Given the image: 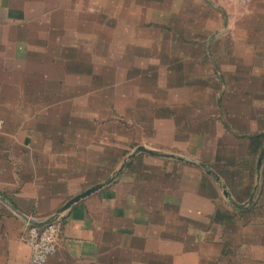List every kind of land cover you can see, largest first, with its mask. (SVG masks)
Returning <instances> with one entry per match:
<instances>
[{"label":"crops","instance_id":"0c3cea01","mask_svg":"<svg viewBox=\"0 0 264 264\" xmlns=\"http://www.w3.org/2000/svg\"><path fill=\"white\" fill-rule=\"evenodd\" d=\"M98 61L118 67L105 77ZM146 70L154 91L167 92L151 99L147 141L206 165L248 208L224 206L216 183L193 164L140 154L57 215V249L45 264H264V161L251 197L260 151L248 149L264 136V0H0V196L42 222L120 166L125 124L115 121L112 134L109 112L97 113L108 103L94 99L107 91L110 103L123 102V75ZM98 75L106 85L119 76L117 88L101 90ZM203 77L216 78L214 118L203 102L189 103L190 93L211 88ZM165 123L156 130L168 135L164 144L153 124ZM218 207L232 220H215ZM27 225L0 203V264H32Z\"/></svg>","mask_w":264,"mask_h":264},{"label":"rangeland","instance_id":"374dc122","mask_svg":"<svg viewBox=\"0 0 264 264\" xmlns=\"http://www.w3.org/2000/svg\"><path fill=\"white\" fill-rule=\"evenodd\" d=\"M233 4H237V3L233 2ZM237 5L245 6V5H241V4H237ZM89 36H93L94 37V34L93 35L89 34V35H86V36H82V37H80L81 38L80 40L85 41V40H88V39L89 40L92 39V37L90 38ZM111 37L117 39L118 38V34L117 33L114 34V35L112 34ZM96 47H97V45H96ZM114 47H115V50L111 51L112 56L118 55V53H117L118 52V46H114ZM98 62L99 63H95V71L98 72V74H102V72L105 73L106 74L105 77H107V74L111 75V71H113V73H114V70H116L117 67H118V62H116V61L115 62L111 61L110 64H107V65L104 62H101V61H98ZM146 69H149V68H146ZM109 70H110V72H109ZM143 70H145V69H143ZM127 73H128V75L123 73L124 74V75L122 74L123 77L121 76L122 77L121 81H123V82H125V80L128 79L127 82H126L127 86L123 87L124 90H127V98L126 97L123 98V100H124L123 102L120 101V100L118 101V99H117L116 105L118 107H122L121 106V104H122L125 107L127 106V107H130V108H133L132 111L128 110L125 107H123L121 110L120 109L119 110L118 109H114L113 105H115V103L112 104L113 100L110 103V99H111L110 97L111 96L109 94L111 92H107V91L103 92L102 97L99 99L97 96L100 94V92H99L100 90L96 89L98 92L97 91L95 92V96L98 99H96L94 97L95 98L94 100H95L96 104H98V103L100 105L104 104V100H105V102L108 103V105L110 107L109 108L110 110L108 108L103 110V111L101 109H99L97 113L101 114V113H104V112H109L111 120H112L111 124L113 126L112 134H113V132L114 133H118V129L116 130V128H114V126L117 125L116 122L122 121L121 123L123 125L125 124V127L122 128L121 132H123L122 135H124L127 138V141H126V154L121 156L119 158V161L122 162L123 160H125L126 156L128 154H130L138 146H142V145H145L148 148H151V149H153V150H155L156 152H159V153H166V154H168V153L174 154L175 153V154H178V152L169 150L168 148H165V147H162V145H159L160 147H157V145L154 146V144H150V142H148L149 141L148 139L151 138L150 137V130H151L150 128H152L151 120H152L153 116H155V114H156L155 112L157 111L152 106L150 107V105L152 104L151 99L154 98V97H157L158 100L161 102V101L165 100V98H167V92H163L161 89H157V88L154 91L155 88H154L153 84L155 82L154 80H156V77H153V79H152V72L150 70L144 71L143 75L139 76L137 79H135L134 77L133 78L130 77V75H131L130 71H128ZM110 75H109V78H108L107 85L105 83L106 78H105V81H104V79L102 77L103 75H98L95 78V81H96L95 83H96L97 86H102V84H103L102 80H103L104 84L106 85V86H104V88L101 87L102 88L101 90L110 91L112 89L117 88V85H115V83L117 84L118 79H120L119 76L117 78L116 77L114 78V77H111ZM125 77L126 78L128 77V78L126 79ZM198 79L199 78H195V77L191 78L192 82H196V81H198ZM159 80L161 81L159 83L160 85H165V81H164L165 77H161V78H159ZM200 80L203 83H205V84L209 83V86L211 88H209L207 90V92L203 93V94L200 93V92H192V93H190L189 97H190L191 101L189 103H190L191 106H196L197 104L200 105V103L203 102V104H201V105H204V111H206V113L209 112V111H211L213 113V115L211 117H209L210 115L208 114V117L209 118H214L215 117L214 110L217 107L215 105V101H217V99L215 97V95H217L216 94L217 92L215 91V89H216L215 85L217 84L216 78L203 77V78H200ZM110 81L114 82V84H111ZM116 93L118 95V92H116ZM80 95H82V94L80 93ZM87 99H88V96H86L85 98H80L79 99L80 104H86V102H87L86 100ZM142 99H146L147 101H144ZM136 100H138V101H136ZM116 105H115V107H116ZM152 105H156V103H154ZM134 106H136V108H134ZM80 112L88 114V116H89L92 113V110L84 108V109H81ZM94 112H95V110H94ZM96 127H98V126L96 125ZM153 128H156V129H154L155 130L154 136L155 137L159 136L160 140H158V141L161 142V143L162 142L164 143L165 140L164 141H161V140H163L165 138H168V135L166 134L165 131H163V132L158 134V132L156 130L158 128L165 130L167 128V124L166 123H165V125H161V124L154 125L153 124ZM94 131L97 132L98 128H94ZM103 132L106 133V130H103ZM112 137H113V135H112ZM111 149H112L111 152L113 151L114 153H116L114 151V150H116L114 147H111ZM121 150H122V148H121ZM178 155H180V157H183V158L191 160V161H197L195 158L187 156V155H184L183 153L182 154H178ZM133 164H134V159H132L128 163V165L125 166L122 169L120 174L123 171L130 169ZM118 168H119V165L115 166L114 169L112 170V172H110L108 174H103V176L100 178L102 180H100L99 182H96L92 187H94V186H96L98 184H101L102 182L107 180L110 176H112L116 172V170ZM118 176L115 179H117ZM222 198H223L224 201H226L225 198L223 197V195H222ZM232 198L234 199V201L237 204H243L242 202L236 201V199L234 197H232ZM224 204H225L224 206H227L228 203L226 202Z\"/></svg>","mask_w":264,"mask_h":264},{"label":"water","instance_id":"95a60500","mask_svg":"<svg viewBox=\"0 0 264 264\" xmlns=\"http://www.w3.org/2000/svg\"><path fill=\"white\" fill-rule=\"evenodd\" d=\"M140 154H146V155H150V156H157V157H165V158H172V159H178L186 164H193L195 166H197L198 168H200L208 177H210L218 186V188L220 189L223 197L225 198L226 202L228 204H230L231 206L235 207V208H240L245 206V204H237L234 199L232 198V196L230 195L229 191L227 190L226 186L222 183L220 177L214 173L210 168H208L206 165L204 164H200L197 162H193V161H189L183 157L180 156H176V155H171V154H166V153H159L156 152L154 150L145 148L143 146H138L136 149H134L130 154L127 155L126 159L121 163V165L119 166V168L116 170V172L110 176L107 180H105L104 182H102L101 184H98L92 188H89L87 190H85L84 192L78 194L77 196L71 198L70 200H68L55 214V216H57L60 212L68 209L69 207H71L73 204L79 202L81 199L88 197L89 195L93 194L94 192H96L97 190H100L104 187H106L107 185H109L122 171V169L128 165V163L134 159L137 155ZM264 161V146L261 148L260 152H259V156L256 162V178H255V184H254V188L251 194V197H253L256 188L258 186L259 180H260V169H261V165L262 162ZM251 201V200H250ZM248 201V202H250ZM0 203L3 204L6 208H8L12 213H14L16 216L20 217L21 219L25 220L28 224L31 225H42L45 224L47 222H50L55 216L44 220L42 222L37 221L33 218H30L26 215H24L22 212H20L18 209H16L11 203H9L4 197L0 196Z\"/></svg>","mask_w":264,"mask_h":264},{"label":"built area","instance_id":"2783aa9c","mask_svg":"<svg viewBox=\"0 0 264 264\" xmlns=\"http://www.w3.org/2000/svg\"><path fill=\"white\" fill-rule=\"evenodd\" d=\"M234 3L246 5L251 0H230ZM4 122L0 119V131ZM59 223L58 216L42 225L26 226L22 240L30 248V262L32 264H45L57 249Z\"/></svg>","mask_w":264,"mask_h":264},{"label":"trees","instance_id":"16d2710c","mask_svg":"<svg viewBox=\"0 0 264 264\" xmlns=\"http://www.w3.org/2000/svg\"><path fill=\"white\" fill-rule=\"evenodd\" d=\"M264 144V136H259L256 138H252L249 140V146L248 149L252 152V154L254 156H256V154L258 153V151H260V149L262 148V145ZM247 194L249 195L250 192H247ZM248 207H240V208H235L232 206V211L234 212H244L246 211ZM214 219L218 220V221H222V220H228L231 221L232 218L230 217L228 211L222 207H218L216 210V213L214 215Z\"/></svg>","mask_w":264,"mask_h":264}]
</instances>
